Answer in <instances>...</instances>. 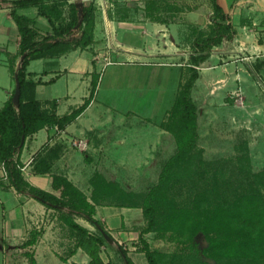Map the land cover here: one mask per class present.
Instances as JSON below:
<instances>
[{"label":"rangeland","instance_id":"rangeland-1","mask_svg":"<svg viewBox=\"0 0 264 264\" xmlns=\"http://www.w3.org/2000/svg\"><path fill=\"white\" fill-rule=\"evenodd\" d=\"M71 1L73 0L68 2ZM83 1L94 3V26L96 23H104L105 14L110 19H116L115 21L121 19H126V21L156 20L159 17L176 18L183 15L186 19L187 13L192 8L198 9V13L194 17L195 21L203 16L204 24H200L202 27L198 29L189 23L187 33L189 34L191 29H194V36H198L200 33L207 34L210 28L211 0ZM233 1L235 0H225L226 4L230 2L231 5ZM67 4L66 2L62 5L64 16L68 13ZM240 4L241 14L239 12L236 15L231 13L232 17H229V14L228 17L234 26L241 28L230 39H224L221 47L218 49L213 47L211 50L214 56H217V62L221 64L216 63L212 55L203 63V67L217 66L201 68V70L200 66L197 67L200 71L199 78L192 89V98L198 109L197 148L193 151L190 162L188 160L175 170L174 176L177 177L170 183L166 193L169 201H173L178 209L194 211V205H199L202 207L199 210L208 208L210 209L208 212L213 213L215 212L213 209L217 206L224 211L239 196L256 194L257 190L260 191L261 196H264V52L260 46L263 43L262 47H264V0H241ZM11 7L10 3L9 8ZM187 38L189 39V37ZM187 44L189 45L186 46L183 42L180 50L184 48L185 55L176 58L175 62H183V60L185 64L189 62V54H191L193 46L189 41ZM2 55L0 52V56ZM15 56L16 54L7 57L10 60L16 59ZM113 58L116 57L113 56ZM189 68V65H186L184 69L175 65L135 67L111 64L109 67L104 66L99 71V79H102V85L97 94L99 105H96L90 114L94 115L95 120L104 111L103 104L108 103L117 109L113 112V123H121L124 118L117 112L123 110L121 108L126 104L123 100L126 89L139 84L145 86L146 91L150 92L148 100H146V107L142 110L146 112L144 115L148 116L145 123L150 125L155 120L159 121L165 105V101H161L160 95H171L172 91H175V79L181 80H179V84L184 81L190 73ZM6 74L7 70L0 67L2 80L6 78ZM159 91H161L160 94ZM169 111L164 112L160 124L163 122L170 124ZM134 120L136 118L130 119V121ZM170 134L176 149L175 137L172 133ZM140 149V155L147 152L146 146L145 153L144 148ZM147 155L153 157V154ZM172 155H169L166 160ZM136 159L129 158V161L133 163ZM141 159L143 160V158ZM112 167L117 173L122 171L121 166ZM124 167L127 168L125 165ZM135 167L129 165V169ZM84 169L89 170L91 167L87 166ZM92 177H89V184ZM115 178L118 179V184L123 183L121 185L127 192L141 194L136 199L139 202L158 180V176H115ZM122 181H126L125 185ZM0 185L3 187L1 182ZM1 187L0 264H24L22 257L31 254L30 245L25 246V240L16 244L18 236L9 238L6 224H4L5 229L2 227L5 221L10 222L12 213L17 218L22 217L23 198L17 199L16 194L8 187ZM92 191L90 184L88 192L85 194L89 201H91ZM104 201L118 203L122 200L113 195ZM45 215L44 217H47V220L50 218L52 222L51 236L56 237L57 251L65 257L64 259L69 258V254L75 248L72 229L60 219L55 210H51ZM74 218L82 222V218ZM221 219L224 220L218 228H208L206 232L199 229L196 222L195 229L192 231L153 230L142 234V237L148 242L150 249L156 252L162 264H251L247 263L246 259H251L252 253L241 248L243 241L247 238L246 231L240 230L239 226L227 224V219L222 213ZM43 226L42 223L41 227ZM39 230L43 233V228ZM88 230L91 233H96L94 228ZM30 231L33 235L34 231L30 229L27 238L30 236ZM41 235L37 236V239ZM9 239L13 244L9 243ZM122 242V246L126 248L128 255L136 264H148L140 250L142 243L139 237L135 240L130 239ZM253 254L261 262L252 264H264V251L253 252ZM101 256L105 261L112 258L115 263H122L120 255L112 246L103 245Z\"/></svg>","mask_w":264,"mask_h":264},{"label":"crops","instance_id":"crops-1","mask_svg":"<svg viewBox=\"0 0 264 264\" xmlns=\"http://www.w3.org/2000/svg\"><path fill=\"white\" fill-rule=\"evenodd\" d=\"M217 2L223 7L225 13L229 14V17H232L231 13L236 15L239 12L241 14V0L233 1L232 5L230 2L226 4L225 0H217ZM10 3L12 5L11 0H0V52L3 54L0 56V67L7 70L6 78L4 80L0 78V102H2L0 108L14 88V81L8 67V57L16 54L19 41L16 24L9 14ZM250 8L252 9V6ZM189 11L187 15L185 14L186 19L183 15L179 16L180 18L178 16L176 18L159 17L156 20L142 21H126V19L115 21L116 19H110L105 14L104 23L95 24L93 41L88 46L70 50L57 57L33 59L28 63L27 72L32 74L33 80H39L34 90L36 99L45 109L50 110L55 106L58 116L69 114L89 97L92 78L96 77L95 90L89 104L75 119L68 122L64 129H58L55 125L40 128L26 138L22 149L16 154L21 164V172L30 185L53 191L51 176L60 174L67 177L81 192L86 194L90 185L89 177L95 174L106 176L104 178L110 182H117L118 179L115 176H159L162 163L176 150L170 132L159 125L164 112L169 111L173 105L180 79L178 81L175 79V91H172L171 95H160L161 101H165L163 112L160 114L159 121L155 120L150 125L145 123L148 116L144 115L145 111H142L146 107V100H148L150 92L146 91L145 86L139 84L126 89L123 98L126 104L122 106L123 110L117 112L124 118L121 123H113V112L117 109L108 103L103 104L104 111L95 120L94 115L90 113L96 105H99L97 94L102 85L99 71L104 66L109 67L111 64L135 67L175 65L184 69L188 65V63H184V60L183 62L174 61L181 55H185L186 50L184 48L180 50L183 42L186 46L189 45L188 41L192 45L196 37L194 29H191L189 34L187 33L188 24L191 23V26L198 29L202 27L200 24H204V18L200 14H198L201 16H199L200 19H196V21L194 19L198 9L191 8ZM17 12L34 18L40 34H47L51 31L49 22L45 17L37 14L36 7H19ZM234 27L236 32L241 28L240 26ZM224 41L214 48L221 47ZM262 45L263 43L260 46L264 52ZM212 55L214 56L213 52L209 57ZM113 56L116 58L114 59ZM216 57L214 56L215 60ZM16 61L17 59H15V63ZM205 61L199 64L200 70L217 66L203 67ZM217 61L218 59L216 63L221 64ZM160 92L158 93L160 94ZM133 118L136 120L130 121ZM74 140L81 141L85 146L73 144ZM140 148H144L146 155H140ZM147 154H153V157H149ZM129 158L137 159L132 163ZM150 158L153 160L150 161ZM129 165L136 167L129 169ZM87 166L91 169H84ZM112 166H121L122 171L117 173ZM0 177H2L1 174ZM122 182L125 185L126 181ZM121 184L123 185V183ZM121 184H119L121 189L126 191ZM8 189L16 194L17 199L23 198L22 217L17 218L12 213L10 222L5 221L2 225L5 229L4 224H6L8 237L18 236L16 244L21 243L22 240L27 239L30 229L43 228L42 235L34 244L30 245L31 249L29 250L36 264L88 263L89 256L80 248L72 251L69 258L65 260V257L57 251L55 246L58 245V242L55 236H51L52 222L50 218L47 220V217H44L53 209L45 207L33 197L18 193L12 187H8ZM103 197H113V194L111 193L109 196L105 194ZM90 202L94 206L93 217L98 219L104 230L120 244L124 240L138 238L142 228L145 227L146 220L140 205L108 203L106 201ZM4 214L7 213L4 212ZM74 220L87 229H95L83 218L82 222L75 218ZM42 223L43 227H41ZM9 243H12L11 239H9ZM22 258L24 264H28L27 257ZM107 260L113 261L112 258ZM132 261L136 264L133 259Z\"/></svg>","mask_w":264,"mask_h":264},{"label":"trees","instance_id":"trees-1","mask_svg":"<svg viewBox=\"0 0 264 264\" xmlns=\"http://www.w3.org/2000/svg\"><path fill=\"white\" fill-rule=\"evenodd\" d=\"M69 0H12L9 14L16 24L19 41L14 58L9 60L14 88L11 95L4 101L0 108V163L5 169V177H0L3 187H12L18 193L33 197L45 207L55 210L60 219L73 231L75 248H80L88 256L87 264H119L113 261H104L101 257L103 245L112 246L122 259L121 264H134L125 247L109 235L98 219L93 217L94 206L67 177L60 174L51 176L53 191H47L30 185L21 172V164L16 154L22 149L27 137L45 126H56L64 129L65 125L75 119L89 104L95 90L96 77L92 78L91 90L88 98L69 114L58 116L56 108L50 110L41 106L36 99L34 90L39 80L35 81L32 74L27 72V65L33 59L57 57L70 50L83 48L93 41L94 29V3L83 1L81 23L78 25V8L74 1ZM68 3V13L63 15L62 5ZM212 12L210 15V28L207 34L200 33L193 40V50L189 54L190 73L179 84L176 97L169 111V123L163 122L161 128L172 133L176 140V151L162 165L157 182L142 196L140 202L136 200L141 194L127 192L121 189L118 182L106 181L103 176L95 174L90 181L92 185L91 201L99 203L106 198L103 195H113L122 201L121 204L140 205L146 220L139 240L148 264H162L155 251L150 249L142 234L153 231H192L195 223L204 230L216 227L227 219V224L239 226L246 231L247 238L242 243V249L251 252L248 263H260L253 252L264 251V196L259 190L256 194H246L237 197L224 211L215 207V212L210 209L199 210V205H194L193 210L178 209L170 202L167 191L170 183L177 177L175 170L183 163L192 159L193 151L197 148L198 140V109L192 98V89L199 76L197 67L211 54L213 47L218 46L224 39H230L236 32L228 15L217 0H211ZM34 6L37 14L45 17L51 26L47 34H40L34 18L19 14V7ZM19 86V100L13 102L16 86ZM198 153V151H195ZM264 183V182H263ZM257 201V202H256ZM173 204V205H172ZM74 217H81L96 229L91 233L87 228L75 222ZM30 236L24 244L31 245L37 241L41 230L32 229ZM37 231V232H36ZM246 247V248H245ZM28 264H36L32 254H26ZM255 257V258H254ZM65 260V259H64ZM262 260V258H261ZM74 264V263H69ZM246 264V263H243Z\"/></svg>","mask_w":264,"mask_h":264},{"label":"water","instance_id":"water-1","mask_svg":"<svg viewBox=\"0 0 264 264\" xmlns=\"http://www.w3.org/2000/svg\"><path fill=\"white\" fill-rule=\"evenodd\" d=\"M75 5L78 8V16H79V20H78V25L81 23V17H82V4H83V0H73ZM13 102L17 103L19 100V86L17 85L13 94Z\"/></svg>","mask_w":264,"mask_h":264},{"label":"built area","instance_id":"built-area-1","mask_svg":"<svg viewBox=\"0 0 264 264\" xmlns=\"http://www.w3.org/2000/svg\"><path fill=\"white\" fill-rule=\"evenodd\" d=\"M73 143L76 145H85L84 143H82L81 141H73ZM0 171H1V175L3 176V177H5V169H4V167H3V165L0 163Z\"/></svg>","mask_w":264,"mask_h":264}]
</instances>
